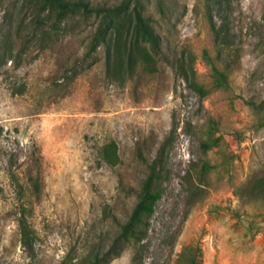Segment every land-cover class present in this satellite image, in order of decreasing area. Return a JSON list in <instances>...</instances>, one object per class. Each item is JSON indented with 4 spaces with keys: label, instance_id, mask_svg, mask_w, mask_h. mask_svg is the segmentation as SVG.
<instances>
[{
    "label": "rangeland",
    "instance_id": "obj_1",
    "mask_svg": "<svg viewBox=\"0 0 264 264\" xmlns=\"http://www.w3.org/2000/svg\"><path fill=\"white\" fill-rule=\"evenodd\" d=\"M86 1L129 2L162 55L130 70L127 22L109 57L88 55L95 18L56 28L36 0H0V264H81L104 250L164 141L170 176L140 258L127 249L109 264H187L190 248L201 264H264V201L237 196L264 171V0H161L163 13L160 0ZM212 67L227 88L212 86ZM208 139L219 142L203 152Z\"/></svg>",
    "mask_w": 264,
    "mask_h": 264
},
{
    "label": "trees",
    "instance_id": "obj_2",
    "mask_svg": "<svg viewBox=\"0 0 264 264\" xmlns=\"http://www.w3.org/2000/svg\"><path fill=\"white\" fill-rule=\"evenodd\" d=\"M39 14H53L56 28L65 24L73 18H95L97 20L95 29L88 44V55H91L99 47H104L107 57L110 56L111 47H120L121 30L124 22L128 23L131 35L124 46L127 64L133 70L140 62L147 68L152 67L153 58L151 54L162 55V39L156 32L150 19L142 12L135 10L133 20L128 17L129 2L119 5H93L86 0H36ZM160 12H164L162 1H158ZM212 19L210 18V21ZM148 45L150 52L146 49ZM204 58L209 63L207 54ZM152 69V68H151ZM212 83L216 89L227 88L228 79L224 71L212 67ZM201 97L208 94L202 87L195 86ZM219 139H208L202 143V151L207 152L216 146ZM169 142L164 141L158 148L155 156L145 163L146 171L139 189L134 192L136 201L126 219L121 222L115 217L111 221L115 225V232L110 238L108 246L104 250H96L84 258L81 264H109L112 260L119 258L127 249L133 250L132 261L139 260L146 239L150 219L154 214L156 204L161 200L165 192V183L168 181L170 171L167 168ZM214 166L205 163L201 169L202 178L211 171ZM34 187L36 184L33 185ZM131 190V189H129ZM130 193V192H129ZM205 191L198 187L190 191L189 201L195 203L203 197ZM237 196L243 203L264 201V171L257 172L247 179L237 190ZM31 235L25 231L23 241L26 245L31 243ZM187 264H201L200 248L187 251Z\"/></svg>",
    "mask_w": 264,
    "mask_h": 264
}]
</instances>
